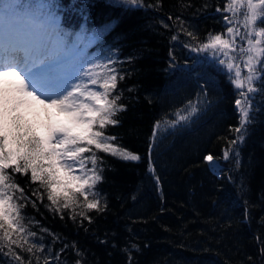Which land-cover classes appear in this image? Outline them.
I'll use <instances>...</instances> for the list:
<instances>
[{
	"label": "trees",
	"instance_id": "obj_1",
	"mask_svg": "<svg viewBox=\"0 0 264 264\" xmlns=\"http://www.w3.org/2000/svg\"><path fill=\"white\" fill-rule=\"evenodd\" d=\"M141 2L149 7L113 8L105 0H90L93 7L83 0H54L64 8L58 12L61 26L71 32L90 35L113 25L86 48V54L100 61L111 57L124 76L117 92L127 110L118 113L114 119L120 123L106 131L141 160L97 153L105 169L103 182L97 184L100 211L87 209L82 197L67 209L60 199L56 211L46 187L30 181V170L28 175L6 170L36 201L33 207L22 198L16 200L25 205L20 208L22 223L36 233L24 248L36 247L31 253L12 247L23 264H44L46 258L50 264H264V93L254 94L253 119L243 142L231 145L237 135L233 129L240 123L235 104L240 90L211 53L184 46L225 31L222 16L228 13L216 11L223 9L225 0ZM70 4L83 7L84 15L71 11ZM254 86L261 88V81H254ZM197 90L206 99L201 112L156 148V122L162 124L170 109ZM150 144L154 174L148 170ZM208 154L216 161L211 168L203 159ZM12 194L21 197L19 191ZM41 245L43 251H38ZM8 252L7 247L0 251V264H21L5 255Z\"/></svg>",
	"mask_w": 264,
	"mask_h": 264
},
{
	"label": "snow or ice",
	"instance_id": "obj_2",
	"mask_svg": "<svg viewBox=\"0 0 264 264\" xmlns=\"http://www.w3.org/2000/svg\"><path fill=\"white\" fill-rule=\"evenodd\" d=\"M83 3L94 7L90 0ZM105 3L113 8L149 7L141 0ZM69 8L84 15L83 7L70 4ZM216 11L228 13L222 16L225 31L208 33L204 41L184 46L192 52L211 53L216 63L227 70L229 82L240 90L241 98L235 100L240 123L233 129L237 135L230 141L236 145L243 142L247 125L252 122L254 94L264 93V0H225L223 9L217 7ZM58 12L63 13L64 8L54 0H0V251L7 247L5 255H13L21 264L23 257L12 246L31 253L35 244L27 249L24 245L36 233L22 223L20 208L25 205L16 200L22 198L33 207L36 201L24 194L6 170L22 175H28L30 170V181L46 187L47 199L57 206L56 211H60V199L67 209L79 197L87 209L100 211L103 209L97 184L103 182L105 169L104 158L97 153L124 161L141 160L106 131L108 126L119 124L114 117L127 110V105L120 103L122 93L117 92L124 76L111 57L100 61L86 54V48L113 25L106 24L100 32L90 35L84 31L74 33L61 26ZM186 35L197 40L192 32ZM243 70L247 76L242 77ZM254 81H261L262 87L256 88ZM182 111L178 110L176 119L168 122L170 127L186 121L197 107L189 101L188 115H182ZM160 124L156 122L153 138ZM148 153V170L154 174L152 144ZM229 154L224 150L225 159ZM203 159L210 168L216 163L212 154ZM15 191L21 197H14ZM39 199L43 202L42 196ZM84 218L91 221L90 217ZM13 233L18 234L17 238ZM38 251H43V245ZM36 259L39 261V257ZM44 264L50 261L46 258Z\"/></svg>",
	"mask_w": 264,
	"mask_h": 264
},
{
	"label": "rangeland",
	"instance_id": "obj_3",
	"mask_svg": "<svg viewBox=\"0 0 264 264\" xmlns=\"http://www.w3.org/2000/svg\"><path fill=\"white\" fill-rule=\"evenodd\" d=\"M89 57V56H88ZM92 58V57H89ZM205 95L203 92H199V90L195 91L191 97H189L187 100H185L182 104L178 105L177 107H174L170 109V112L168 113L167 118H165V121L160 125V127L157 130V135L154 138L155 141V147L158 148L160 144L163 143L164 139L168 137L169 135L175 134V131L181 129L182 127H185L190 124L191 121L187 122L188 119H190L191 116L199 114L204 106L206 99L204 97ZM189 101H191L193 104L196 105L197 111L193 114H191L186 121H181L179 124H177L174 128L169 126L170 121H173L176 119V113L178 110H184L181 112L182 115H188V109H189Z\"/></svg>",
	"mask_w": 264,
	"mask_h": 264
}]
</instances>
